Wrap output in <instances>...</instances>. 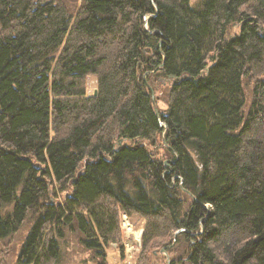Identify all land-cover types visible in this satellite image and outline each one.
Masks as SVG:
<instances>
[{"label": "trees", "instance_id": "trees-1", "mask_svg": "<svg viewBox=\"0 0 264 264\" xmlns=\"http://www.w3.org/2000/svg\"><path fill=\"white\" fill-rule=\"evenodd\" d=\"M263 96L264 0H0V238L106 264L121 210L138 264H264Z\"/></svg>", "mask_w": 264, "mask_h": 264}, {"label": "rangeland", "instance_id": "rangeland-1", "mask_svg": "<svg viewBox=\"0 0 264 264\" xmlns=\"http://www.w3.org/2000/svg\"><path fill=\"white\" fill-rule=\"evenodd\" d=\"M200 0H189L194 5ZM87 94H91L96 88V79L93 75L86 77ZM254 83L248 79L243 80V92L245 103L243 106L246 112L252 102ZM160 88L152 91L153 106L158 110L166 107L165 93ZM264 102V96H263ZM10 207V206H8ZM118 225L120 238L115 242H108L104 245L106 264H138L141 250V233L143 230L144 219L137 214L127 215L123 211L118 212ZM29 222H24L19 229L12 235L0 238V252L5 253L4 264H17V257L24 238L29 232ZM60 260L56 264H98L94 252L86 248L79 240L77 232L64 231L63 238L60 240ZM164 251V250H162ZM169 258L168 253H161L159 256L151 257L148 264H166ZM101 260V259H100ZM185 264V263H184Z\"/></svg>", "mask_w": 264, "mask_h": 264}, {"label": "water", "instance_id": "water-1", "mask_svg": "<svg viewBox=\"0 0 264 264\" xmlns=\"http://www.w3.org/2000/svg\"><path fill=\"white\" fill-rule=\"evenodd\" d=\"M96 92H97V89L95 88L94 91H93V93L96 94Z\"/></svg>", "mask_w": 264, "mask_h": 264}]
</instances>
